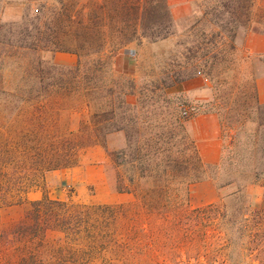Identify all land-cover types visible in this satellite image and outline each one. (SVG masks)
I'll return each mask as SVG.
<instances>
[{
    "label": "trees",
    "instance_id": "trees-1",
    "mask_svg": "<svg viewBox=\"0 0 264 264\" xmlns=\"http://www.w3.org/2000/svg\"><path fill=\"white\" fill-rule=\"evenodd\" d=\"M192 3L194 19L184 31L188 41H178L183 49L175 53L179 58L175 63L178 69L172 68L164 77L151 79L138 90L133 79L107 78V60L102 51L107 43L121 47L135 40L154 42L173 35L175 21L167 0H88L80 6L61 0L59 8L51 7L45 15L25 14L19 21L0 22V47L13 57V70L18 74L10 88H0V195L11 185L13 177L28 170L39 173L73 165L78 149L103 144L106 135L116 131L124 133L125 146L109 151V156L117 166L129 164L136 170L135 176L128 177L129 184L136 181L138 187L141 182L147 183L140 193L118 186L117 191L130 192L135 197L131 203L118 204L120 209L136 206L141 212L155 210L165 202L162 197L169 199L170 195L175 196L173 193L183 191L188 194V187L194 182L218 179L210 171L217 172L222 160L214 164L200 160L186 129L190 115H182L181 107L178 115L168 105H156L153 95L157 92L167 102L168 87L200 75L211 81L213 91L211 107L204 112L232 113L229 121H234L231 123L235 129L231 136L236 140L232 141L234 145L239 141L245 119L252 114L251 121L255 124L252 157L248 168L240 173L250 171L254 181L262 180L264 187V103L258 101L254 75L245 77L235 57L239 38L256 25L264 30V12H255V0H193ZM49 24L61 29L56 28L52 35ZM59 40L61 45H57ZM59 46L61 51L77 55L74 66L60 67L42 59L41 52L55 51ZM27 53L34 56L25 65L22 57ZM71 102L86 111V119L80 120L75 129L68 127L69 120L61 127L56 119L49 120L50 115H68L75 106L69 105ZM61 133L80 139L86 137L87 141H68L66 148L53 149L51 139ZM238 179V175L223 179L218 186ZM19 180L22 176H18L17 183ZM239 191L221 198L222 211L218 216L223 225L238 221L241 231L249 227L252 237L245 244L258 264H262L264 193L259 207L251 209L237 200ZM63 204L45 196L30 201L32 210L25 213V221H18L11 229L13 239L33 236L39 227L55 226L66 238L83 234L88 238L89 251L101 247L103 242L91 231L92 212L97 214L93 223L105 224L108 215H102L106 211L110 214L114 206L75 205L78 210L72 215H61L59 223L48 225L46 212ZM232 205L234 211L230 212L228 208ZM213 207V203L206 205ZM110 217L115 219L116 212Z\"/></svg>",
    "mask_w": 264,
    "mask_h": 264
},
{
    "label": "rangeland",
    "instance_id": "rangeland-1",
    "mask_svg": "<svg viewBox=\"0 0 264 264\" xmlns=\"http://www.w3.org/2000/svg\"><path fill=\"white\" fill-rule=\"evenodd\" d=\"M5 1L7 0H0V22L2 23L19 21L25 14L28 16L45 15L49 8H59L61 4V0H28L25 2L20 16L5 18L1 15V9ZM63 1L68 2L69 5L80 6L88 0ZM261 4V0H255L254 10L256 13L263 11ZM194 7L195 5L192 3L191 16L188 19L185 17L177 19L173 27L174 34L168 36L167 40L162 42L157 40L156 44H150L152 41L143 39V45H138L136 40L127 43H135L134 50L125 51V57L129 60V72H117L113 67V56L127 44L121 47H113L107 43L102 51V56L107 60V78L133 79L136 85L135 89L138 90L141 85L151 79L164 77L165 73L171 71L172 68L178 69L175 63L176 61L179 62V58L175 53L183 49V45H179L178 41L181 39L188 41L184 36V31L194 19ZM49 25V33L53 32L52 35L56 28L61 29L57 25ZM52 35H50V38L54 39ZM57 45H61V41ZM59 47L55 51L41 52L42 59L60 67L74 66L76 63L72 66L62 65L61 58L55 60V54H61V52L73 53L61 51V46ZM70 47L74 46L70 45ZM33 56L31 53H27L22 57V63L27 65ZM235 57L241 65L240 58L236 53ZM12 62L13 57H10L9 52L3 51L0 47V63H2L0 64V88L2 86L10 88L18 77L17 71L13 70L14 65ZM250 68H243L245 77L255 74L253 68ZM197 77L206 79L203 81L202 87L185 90L181 86L182 82H180L165 90L169 99L167 102H164L162 97H158L157 92L153 94L154 100H157L156 105H168L169 109H175L178 115H180L181 105L194 107V110L189 112L190 117L208 110L211 107L210 104L213 98L212 83L204 75ZM198 82L199 80H196L192 84ZM130 99L133 101L135 97L132 96ZM69 105L75 106L71 107L68 115L63 113L55 116L50 115L48 116L49 120L56 119L60 127L65 121L69 120L68 127L75 129L80 120L86 119V111L82 108L79 109L76 103L71 102ZM10 106L12 105L10 104ZM57 109L58 111L61 109V102ZM230 114L221 113V111L220 114H217L223 129L222 152L219 159V161L222 160V165L217 172L214 173L211 170L210 173L217 175L218 179H204L194 182L188 187V194L186 192L184 194L183 191L180 194L173 193L175 196L170 195L169 199L162 197L165 202L160 206L161 208L155 210L145 209L141 212L140 210L137 211L138 207L136 206H125L124 209H120L117 205L121 203L108 202V195L105 193L103 183L97 186L94 184L85 186L87 196L85 202L76 199L75 184L67 186L62 196L59 194L60 182L49 183L48 171L71 168L77 165L100 164L107 181L113 183L116 190L118 186L136 189L138 193L146 189L147 183L144 182H141L138 187L135 186L136 181L129 184L127 179L131 175L135 176L136 170L129 164L117 166L112 161L108 152L116 149L111 147L106 137L103 144H90L78 149L76 152L77 160L73 165L39 173H32L28 170L13 177L14 180H11V185H8V188L0 195V264H258L254 254L247 249L249 245L245 244L252 237L249 227L241 231V225L238 221L233 225L230 223L223 225V220L218 216L222 211L220 206L223 200L221 198L226 195L240 189L237 200L244 205H249L251 209H256L259 207L264 193L262 180L254 181L252 173L248 170L245 173H240L243 169L248 168L247 163L250 162L252 157V130L255 126L251 121L252 114L245 119L243 126L240 128V137L236 145L233 143L236 140L231 137L235 129L233 128L234 124H231L234 121H229ZM41 119L43 123L46 122L44 118L41 117ZM51 140L54 142L53 147L55 148L53 149L59 150L61 147L66 148L68 141L76 143L82 140L87 141L86 137L80 139L75 135L69 136L63 133L54 134ZM95 146H98L106 159L103 160L101 155L95 154V150H93ZM88 149L92 151V155L86 154ZM244 165L245 167H243ZM237 175L239 179L236 182L221 187L218 186L223 179ZM18 176H22V180L17 183ZM23 180L24 184L21 185L20 183ZM34 187L43 190L41 198L45 196L48 199H56L65 204L55 205L52 210L46 212L48 214V225L59 223L58 219H61V215H72L78 210L75 205L114 206L110 209V214L108 211L104 213L105 215L99 212L100 216L108 215L105 224L93 223L92 221H94L97 214L92 212L93 216L90 223L94 225H91V231L98 241L103 242V244H100L101 247L89 251L86 246L88 238L83 234L66 238L61 229L55 226H49L46 229L39 227V230L33 236L27 234L13 239L11 229L18 221L23 219L25 221V213L32 210L30 201L33 200L28 199L25 192ZM49 191L52 192L49 194ZM134 200V194L131 193L129 200L122 203L128 204ZM212 203L215 207L206 208V205ZM234 207L232 205L228 210L230 212L234 211ZM126 210L127 213H125ZM113 212H116V218L109 219ZM26 220L31 221L32 219ZM86 251H88L87 254ZM262 264H264V258H262Z\"/></svg>",
    "mask_w": 264,
    "mask_h": 264
},
{
    "label": "crops",
    "instance_id": "crops-1",
    "mask_svg": "<svg viewBox=\"0 0 264 264\" xmlns=\"http://www.w3.org/2000/svg\"><path fill=\"white\" fill-rule=\"evenodd\" d=\"M28 0H7L3 3L1 15L5 18H16L20 16L25 2ZM193 0H167L172 17L177 22L179 18H189L191 16V4ZM264 12V0H261ZM262 12V11H261ZM254 26L248 30L236 42L235 53L239 56L241 67L253 68L255 75V85L257 90V98L260 103H264V30ZM164 38L159 42L165 41ZM156 42H149L156 44ZM138 45H143L144 40L136 42ZM135 43L127 44L119 52L113 56V67L117 72H129L128 59L125 57V51L134 50ZM61 58V64L65 66H72L76 63V55L68 52H61L55 54V60ZM250 68V69H251ZM197 77V76H196ZM190 78L182 82L181 86L185 90L199 89L202 87L205 78L199 79ZM199 80L197 84H192ZM202 80V81H201ZM191 84V85H189ZM186 129L189 136L194 142L195 148L200 160L206 164L217 163L221 157L222 152V132L219 117L213 112H201L191 116L186 121ZM116 138V140H115ZM106 139L113 149H119L125 146V137L121 131L112 132L106 135ZM95 154L101 155L104 160L103 152L95 146L93 148ZM87 155H92V151L88 149ZM84 162V160H83ZM49 183L60 182L61 188L59 194L63 196V191L67 186L74 185L76 189L75 197L85 202L87 199L85 186L94 184L95 186L103 183L105 186V193L108 195V202L122 203L129 200L130 192H119L113 183L107 181V177L103 172L102 165H77L71 168H61L48 171ZM56 186V185H54ZM52 191H49V194ZM27 198L30 200H39L42 197L43 190L38 187L31 188L25 192ZM56 196V195H55ZM61 198V197H59ZM80 201V202H81ZM211 203V202H210Z\"/></svg>",
    "mask_w": 264,
    "mask_h": 264
},
{
    "label": "built area",
    "instance_id": "built-area-1",
    "mask_svg": "<svg viewBox=\"0 0 264 264\" xmlns=\"http://www.w3.org/2000/svg\"><path fill=\"white\" fill-rule=\"evenodd\" d=\"M181 109H182V112H181L182 115H188L190 111L194 110V107H188V106L181 105Z\"/></svg>",
    "mask_w": 264,
    "mask_h": 264
}]
</instances>
